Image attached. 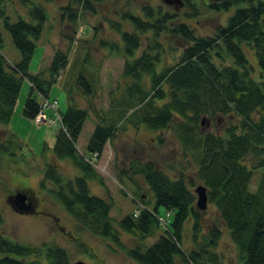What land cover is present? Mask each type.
<instances>
[{
	"label": "trees",
	"instance_id": "16d2710c",
	"mask_svg": "<svg viewBox=\"0 0 264 264\" xmlns=\"http://www.w3.org/2000/svg\"><path fill=\"white\" fill-rule=\"evenodd\" d=\"M107 1L70 0L63 7L62 18L75 23L82 13H95V3ZM184 2L192 10L187 16L198 15L199 7L194 1ZM6 3L7 0H0V20L10 33L20 60L10 63L6 59L0 31V125H9L23 83L27 81L30 89L22 115L33 121L44 111L49 119L60 121L53 144L54 159L70 158L82 173L65 179L58 164L52 162L43 176L54 185L57 200L72 218L91 233L121 245L120 232L138 236L141 241L154 234L160 228L158 207L163 206L175 213L172 229L167 228L147 248L140 244L128 250V256L137 264H177V257L184 263L217 264L220 256L214 249L223 226L244 264H264V84L254 77V68L243 50V45L254 50L260 72L264 74V0H224L217 6L210 5L213 11L235 8L226 27L215 31L213 36H198L186 24L174 25L176 14L164 11L161 6L146 5L139 14L124 10L121 21H111L122 40L118 51L125 57L123 78L131 82L122 98L116 100L118 106L99 117L87 150L100 157L124 121L134 120L135 126L145 124L151 130L160 131L178 118L179 139L191 151L197 177L207 187L209 201L218 212V223L208 231L207 238H203L204 213L196 207L193 182L189 185L182 171L176 178L171 177L152 161L138 162L130 169L134 174L143 175L154 193L156 208L145 205L137 217L131 214L120 220L118 226L114 224L109 216L111 203L94 196L89 186L91 180L104 184L103 179L76 144L89 112L76 102L74 92L82 90L87 97L93 95L92 80L83 70L78 73L74 80L77 89L67 91L68 106L61 112L58 101L50 100L49 92L69 65V55L56 49L47 69L38 73L31 71V61L47 22L45 7L32 0H21L22 5H28L29 18L18 16L12 20ZM124 23L133 29L126 30ZM165 34L182 38L187 45L178 62L158 70L163 52L160 39ZM143 35L147 36L148 44L141 49ZM102 44L112 51L117 47L115 42ZM228 60L230 64L225 63ZM145 77L149 81L148 89L143 82ZM49 112L53 116L55 113V118L49 117ZM203 114L228 116L232 120L221 134L200 133L197 126ZM12 136L13 133L8 137ZM9 138L0 137V154L7 150ZM255 175L258 182L253 190L251 183ZM1 223L0 217V227ZM189 224L194 250L187 253L182 243L183 232ZM0 253L4 254L0 264H40L43 256L49 264H69L67 249L62 246L44 243L34 247L2 232Z\"/></svg>",
	"mask_w": 264,
	"mask_h": 264
},
{
	"label": "rangeland",
	"instance_id": "374dc122",
	"mask_svg": "<svg viewBox=\"0 0 264 264\" xmlns=\"http://www.w3.org/2000/svg\"><path fill=\"white\" fill-rule=\"evenodd\" d=\"M33 3L45 7L47 22L39 41V47L31 61V70L39 71L47 69L55 50H62L69 55V65L61 73L50 93V100L56 99L59 110L65 111L68 106L67 91L77 89L75 79L83 70L89 80H92L93 95L88 97L81 91L74 92L77 103L88 109V117L84 123L82 132L77 141L79 152L88 159L93 156L87 150V142L102 115L110 109L117 107L116 100L122 98L124 89L131 82L129 78H123L125 57L118 46L122 45L120 34L112 28L111 21H121L124 10L141 12V9L150 5L162 7L164 11L176 14L174 25L186 24L190 26L198 36H213L215 31L224 28L235 8L229 11H213L209 9L208 1L191 0L199 7L196 16L189 17L191 9L187 6L176 9L172 5L163 3V0H109L103 3H95V13L84 12L78 17V21L70 23L63 19L64 9L70 0H32ZM8 14L12 20L18 16L28 19V5H22L21 0H7ZM30 4L29 6H31ZM126 30H132V25L124 23ZM0 31L3 37L2 52L10 63L20 60V53L14 46L10 33L4 28L0 20ZM143 47L148 44L147 36L143 35ZM103 41L115 42L117 47L111 50L103 45ZM160 42L163 46L161 63L157 68L162 70L165 66L173 65L180 59L185 48L186 41L182 38L165 34ZM117 49V50H116ZM243 50L254 68V77L264 84V74L261 71L254 50L243 45ZM230 60L225 62L230 64ZM224 63V64H225ZM33 72V71H32ZM144 84L148 89V78H144ZM29 84L23 83L21 93L11 121L8 126L0 125V137L2 139L13 136L6 142L7 150L0 154V217L2 220L1 231L13 240L27 245L41 246L44 243L55 244L67 249L69 264L84 261L89 264H137L128 256V250L143 245L145 248L153 244L159 235L167 228L172 229L175 213L168 211L163 206L158 207V217L166 222L167 228L161 224L150 237L141 241L138 236L120 232L121 245L109 238H103L88 231L63 208V205L55 196L56 188L46 180L44 172L48 164H58L62 176L65 179H73L79 176L81 171L70 158L55 160L53 147L57 133L60 130V121L36 125L32 120L24 117L23 107L29 93ZM83 89V88H82ZM48 116L55 118L51 112ZM117 118V114L112 113ZM228 116L212 117L206 114L200 116L198 132H212L221 134L229 124ZM236 120V119H234ZM168 128L160 131L151 130L145 124L135 126L133 121H124L117 130L112 141L107 142L104 153L94 161V168L102 177L104 184L97 180L89 181L91 193L98 195L111 203L110 215L113 222H118L133 214L140 203L151 209L156 208L154 193L147 186L143 175L132 173V165L138 162L152 161L162 171L176 178L182 171L190 185L193 182L192 191L196 186L203 184L198 179L196 161L191 151L185 148L180 138V132L176 128V122ZM94 160V159H92ZM130 177V179H129ZM251 188L254 190L258 177L253 176ZM18 193L28 196L27 202L33 205L32 212H21L14 205V197ZM216 206L209 201L207 209L203 210V238H207L208 231L215 222L218 223ZM184 233L183 249L190 253L194 250L190 224ZM220 256L219 264H244L235 244L231 240L229 231L222 227V233L218 246L214 249ZM4 254L0 253V258ZM47 257L40 258V264H49ZM177 264L184 263L176 258ZM217 263V264H218ZM215 264V263H214Z\"/></svg>",
	"mask_w": 264,
	"mask_h": 264
},
{
	"label": "water",
	"instance_id": "95a60500",
	"mask_svg": "<svg viewBox=\"0 0 264 264\" xmlns=\"http://www.w3.org/2000/svg\"><path fill=\"white\" fill-rule=\"evenodd\" d=\"M184 0H163V3L167 5H172L176 9L184 7L185 2ZM195 193L197 195L196 201V207L203 211L207 209L209 197H208V190L207 187L203 184H200L196 186ZM28 196L24 193H18L14 197V205L17 208V210L21 212H32L33 211V205L31 202H27ZM75 264H89L84 261H78Z\"/></svg>",
	"mask_w": 264,
	"mask_h": 264
},
{
	"label": "flooded vegetation",
	"instance_id": "af4514ba",
	"mask_svg": "<svg viewBox=\"0 0 264 264\" xmlns=\"http://www.w3.org/2000/svg\"><path fill=\"white\" fill-rule=\"evenodd\" d=\"M202 1H208V3H207L208 6H210V5H216L217 6L218 4L224 2V0H202Z\"/></svg>",
	"mask_w": 264,
	"mask_h": 264
},
{
	"label": "built area",
	"instance_id": "2783aa9c",
	"mask_svg": "<svg viewBox=\"0 0 264 264\" xmlns=\"http://www.w3.org/2000/svg\"><path fill=\"white\" fill-rule=\"evenodd\" d=\"M51 106L54 107V105ZM42 121H45V114L39 113V116L36 118V122H42Z\"/></svg>",
	"mask_w": 264,
	"mask_h": 264
},
{
	"label": "bare ground",
	"instance_id": "6f19581e",
	"mask_svg": "<svg viewBox=\"0 0 264 264\" xmlns=\"http://www.w3.org/2000/svg\"><path fill=\"white\" fill-rule=\"evenodd\" d=\"M92 156H93V158L92 159H97L99 156H98V154L97 153H95V154H92ZM92 159H89V161L92 163ZM93 194V193H92ZM94 196H98V195H95V194H93Z\"/></svg>",
	"mask_w": 264,
	"mask_h": 264
},
{
	"label": "crops",
	"instance_id": "0c3cea01",
	"mask_svg": "<svg viewBox=\"0 0 264 264\" xmlns=\"http://www.w3.org/2000/svg\"><path fill=\"white\" fill-rule=\"evenodd\" d=\"M31 71L36 72L35 70H31Z\"/></svg>",
	"mask_w": 264,
	"mask_h": 264
}]
</instances>
